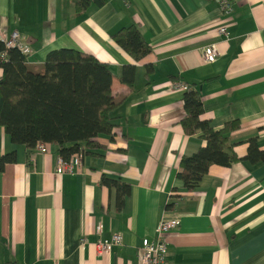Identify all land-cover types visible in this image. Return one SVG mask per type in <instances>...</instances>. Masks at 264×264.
Masks as SVG:
<instances>
[{"label": "crops", "instance_id": "0c3cea01", "mask_svg": "<svg viewBox=\"0 0 264 264\" xmlns=\"http://www.w3.org/2000/svg\"><path fill=\"white\" fill-rule=\"evenodd\" d=\"M229 1L223 14L219 0H105L81 12L71 0H0V34H20L29 65L58 47L93 54L112 71L116 102L113 138L99 133L102 146L86 149L73 172L56 171L55 144L27 149L0 125V155L16 157L0 171V264H140L142 238L168 213L180 223L165 232L166 264H264V160L212 164L192 190L177 177L182 154L205 140L183 131L176 82L201 90V117L215 128L240 121L230 132L239 156L251 137L264 149V0ZM130 24L151 47L140 60L111 37ZM211 43L219 55L206 63ZM125 64L135 65L132 87L119 79ZM102 175L130 184L120 208ZM113 232L122 243L99 253Z\"/></svg>", "mask_w": 264, "mask_h": 264}, {"label": "trees", "instance_id": "16d2710c", "mask_svg": "<svg viewBox=\"0 0 264 264\" xmlns=\"http://www.w3.org/2000/svg\"><path fill=\"white\" fill-rule=\"evenodd\" d=\"M77 12L105 0H71ZM112 39L135 60H140L151 47L136 24L122 26L111 33ZM0 125L14 142L34 149L36 142H50L67 159L80 146L85 150L101 147L99 133L113 138L114 123L110 110L116 105L111 89L112 71L106 62L75 47L50 49L41 66L27 63V53L15 46H6L0 39ZM151 70L147 65L146 74ZM134 64H125L119 79L133 86ZM184 115L179 122L186 134L199 133L205 140L191 153L180 157L177 177L187 190L196 188L212 164L228 166L247 159L264 160L255 137L247 140V150L239 156L230 140V132L240 128L236 118L215 128L202 118L201 90L188 85L182 95ZM88 152V151H87ZM15 152L0 155V171L7 162L15 160ZM100 183L114 190L117 208L123 205L130 184L121 179L101 176ZM172 207L170 201L166 208Z\"/></svg>", "mask_w": 264, "mask_h": 264}, {"label": "built area", "instance_id": "2783aa9c", "mask_svg": "<svg viewBox=\"0 0 264 264\" xmlns=\"http://www.w3.org/2000/svg\"><path fill=\"white\" fill-rule=\"evenodd\" d=\"M219 8L223 14H229L232 9V3L229 0H219ZM218 33L227 36V27L221 25L218 27ZM0 39L4 41L6 46H15L21 49L23 52L28 53L29 48L25 46L20 38V34L13 30L10 34H0ZM219 55V50L214 43L206 45L202 50V60L206 63L213 62ZM175 87H182L186 89L188 84L185 82L174 83ZM49 142L38 141L35 144L34 149L38 152L47 151ZM85 153V147L80 146L74 151L67 159L58 154L56 171L61 172H73L76 168L82 164V158ZM180 220L177 216L171 214H163L158 220L155 226L154 237H143L141 244L138 248V255L140 264H166L167 260V241L165 232L177 227ZM101 230V225L96 226V231ZM87 239L82 238V242ZM122 243V234L120 232H113L109 239L101 240L96 243L97 251L103 253L111 249L113 245Z\"/></svg>", "mask_w": 264, "mask_h": 264}]
</instances>
